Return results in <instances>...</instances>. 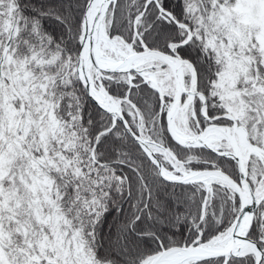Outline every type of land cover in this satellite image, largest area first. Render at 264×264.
<instances>
[{
  "label": "snow or ice",
  "instance_id": "1",
  "mask_svg": "<svg viewBox=\"0 0 264 264\" xmlns=\"http://www.w3.org/2000/svg\"><path fill=\"white\" fill-rule=\"evenodd\" d=\"M0 264H264V0H0Z\"/></svg>",
  "mask_w": 264,
  "mask_h": 264
}]
</instances>
